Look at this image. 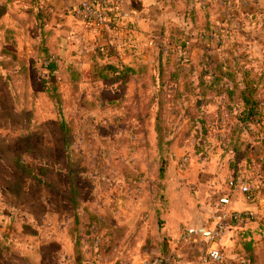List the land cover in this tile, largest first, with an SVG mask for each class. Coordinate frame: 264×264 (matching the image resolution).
Listing matches in <instances>:
<instances>
[{
  "label": "rangeland",
  "instance_id": "1",
  "mask_svg": "<svg viewBox=\"0 0 264 264\" xmlns=\"http://www.w3.org/2000/svg\"><path fill=\"white\" fill-rule=\"evenodd\" d=\"M38 3L0 0V264H130L152 247L151 225L162 231V210L201 223L233 213L217 208L228 194L246 207L228 219L227 261L264 264V0L195 3L196 30L190 4L168 1L155 33L126 18L116 29L111 10L95 29L69 9L77 25L62 29ZM159 54L180 74H165L164 91L150 77ZM98 64L132 68L127 86ZM217 64L229 92L200 94ZM231 180L248 191L231 193ZM110 229L124 230L107 248Z\"/></svg>",
  "mask_w": 264,
  "mask_h": 264
},
{
  "label": "crops",
  "instance_id": "2",
  "mask_svg": "<svg viewBox=\"0 0 264 264\" xmlns=\"http://www.w3.org/2000/svg\"><path fill=\"white\" fill-rule=\"evenodd\" d=\"M40 13L49 14L53 12L54 15H62L60 22H62V29H67L68 25L74 28L77 22L73 21V18L69 15V9H72L80 0H38ZM107 7L111 10L112 16H115L113 26L119 28L120 22L125 18L133 23L131 28L135 30L150 28V31L155 33L157 29V23H159V13L156 11L160 6H168V1L175 2L179 0H103ZM37 9V7H36ZM153 10L151 14L150 11ZM156 12V16L154 13ZM119 16L122 17L119 18ZM155 20V21H154ZM57 19L55 20V22ZM147 25V26H145ZM173 25V24H171ZM142 34V35H141ZM144 33L140 32L138 40L143 38ZM138 40H136L138 42ZM143 40V39H142ZM138 47V45H137ZM139 54V53H137ZM143 56L134 57L132 60H141ZM233 193V192H231ZM230 193V195H232ZM245 205L239 200L230 201L229 210L232 212H240L245 209ZM191 209H188V212ZM163 214L161 219L163 220V229L158 231V225L154 222L152 226V247L145 253L138 252L136 249L134 258H132L130 264H157L163 262V264H204L201 261L202 254L207 249V244L203 243L199 238H184L183 231L188 227L193 226H212L213 221L211 217H207L204 212V220L199 223L189 221L187 217H178L173 214L172 208H166L162 210ZM187 212V209H184ZM236 223L233 220H228L226 225V232L221 240L213 243L212 245L220 250L223 254H228V246L231 242V236L228 237L229 232L236 229ZM163 238V239H162ZM163 240V241H162ZM140 245V244H139ZM163 253L164 255H160ZM143 257H138L139 255ZM167 254V255H165ZM129 259V258H128ZM120 264H123L122 262Z\"/></svg>",
  "mask_w": 264,
  "mask_h": 264
},
{
  "label": "built area",
  "instance_id": "3",
  "mask_svg": "<svg viewBox=\"0 0 264 264\" xmlns=\"http://www.w3.org/2000/svg\"><path fill=\"white\" fill-rule=\"evenodd\" d=\"M108 11V7L103 0H80L73 8V14L78 20L95 29L105 27ZM229 188L231 189L230 192L236 189L242 194L248 191L246 185L238 184L235 180L229 182ZM229 204L228 194L218 199L217 208L218 206L223 207ZM229 217L237 218L238 215L235 212L230 213L228 210L221 208L213 216L212 226H193L183 231L184 238L197 237L207 244V249L201 256V261L204 264H235L234 262H228L225 254L212 245L224 236ZM157 264H163V262H158Z\"/></svg>",
  "mask_w": 264,
  "mask_h": 264
},
{
  "label": "trees",
  "instance_id": "4",
  "mask_svg": "<svg viewBox=\"0 0 264 264\" xmlns=\"http://www.w3.org/2000/svg\"><path fill=\"white\" fill-rule=\"evenodd\" d=\"M35 1L36 0H32V3L35 2ZM185 1H186V3L188 5L190 4V9H189V12H188L189 13V17H186V19L189 20L190 25H192V27H194L193 28L194 30H196L195 28L200 27L199 26V23L200 22L198 21V19L196 17V15L198 14V8L195 6V3H199V7H204V4L202 3V0H185ZM104 4H105V2H104ZM202 4H203V6H200ZM109 12H110V9H109L108 13ZM109 15H111V14H109ZM205 24L207 26V24L209 25V22L206 21ZM203 25H204V23H203ZM171 29L178 36H181L183 34V31L179 27H177V26H174ZM203 29H204V26H203ZM162 31H164V29ZM202 33H204V30L202 31ZM178 39H180V38H178V37L177 38H174V39H172V41L173 40H178ZM184 45H185V42L182 41L181 46H184ZM158 56H159L158 57V66H160V71L159 70L158 71L154 70L153 74H151L150 77L156 78V79L157 78L162 79V84L160 85V88H162V90H163V82H164L163 79L166 77L165 74L169 77L172 73L171 72L166 73V71H163V68L161 67L162 66L161 65V63H162L161 62L162 61V56H161V54H159ZM106 65L107 64H105L103 67H101L99 65L97 67L107 68V69L112 70L114 73H116V76L114 77L115 79H113V82H116L117 83V88L124 89L127 86V83H128L127 74L130 73L131 71L133 72V69L130 68V67H128V66H125V67H117L115 65H108V66H106ZM147 65H149V64H147ZM147 65L144 66V68L148 67ZM214 66H215V63H214ZM47 68L49 69V72H52L55 69L57 70L58 65L57 64H54V62H50L47 65ZM73 77H76L74 73H73ZM201 77H203V76H201ZM172 78L176 80V79L180 78V74H172ZM200 79H202V80H201L200 84L197 86V87H199L200 94L201 93L203 94L205 91L210 92V91H213V90L216 91L217 94H219L220 92L221 93H223V92H229L228 91V89H229L228 87L225 90L223 89V85L225 84L222 81V80H224V74H221V72L219 71V65L218 64L216 65L215 68L214 67L212 68V76H211V80L209 82L203 80V78H200ZM190 89H193L192 85H191ZM242 100L245 102V104L247 106H252V105L256 104V101L253 100V99H249V98H246V97H242ZM248 111L249 112L247 114V117L252 116V114H253L252 107H250ZM157 116L159 118V115H157ZM60 129H61L62 133L64 134V137H65L64 138V147H66L69 144V142L72 143V133L71 132L70 133L67 132V123H63L62 121L60 123ZM22 168H23V170H27V168H25L24 166H22ZM159 170H160V174L162 175L163 172H164V166L161 165V167H160ZM123 230L110 229V230H107L106 231L105 236L107 235V236L110 237L109 244L107 245V248H111L113 246L114 242H116L120 238L118 236H119V234ZM84 234H86V233L84 232ZM82 235L83 234L79 233L78 236H77V238H75L76 241H77V245L78 246H81L80 245V242H81ZM102 240L103 239L100 238L98 240V243L97 242H94V244L97 246V247L95 246V253L98 256L102 255V252L104 251V248L106 247L105 245L102 244Z\"/></svg>",
  "mask_w": 264,
  "mask_h": 264
}]
</instances>
